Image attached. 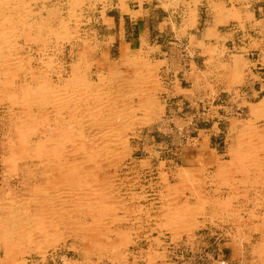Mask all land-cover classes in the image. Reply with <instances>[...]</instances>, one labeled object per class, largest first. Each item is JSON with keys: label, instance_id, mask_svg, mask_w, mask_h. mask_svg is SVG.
<instances>
[{"label": "rangeland", "instance_id": "obj_1", "mask_svg": "<svg viewBox=\"0 0 264 264\" xmlns=\"http://www.w3.org/2000/svg\"><path fill=\"white\" fill-rule=\"evenodd\" d=\"M0 18V264H264V0Z\"/></svg>", "mask_w": 264, "mask_h": 264}, {"label": "bare ground", "instance_id": "obj_2", "mask_svg": "<svg viewBox=\"0 0 264 264\" xmlns=\"http://www.w3.org/2000/svg\"><path fill=\"white\" fill-rule=\"evenodd\" d=\"M5 5H7V4H5ZM3 8H4V7H3ZM8 9H9V8H8ZM71 10H73V9H71ZM2 15H3V14H2ZM8 15H9V14H8ZM8 15H7V16H8ZM3 16H4V15H3ZM12 16H13V15H12ZM6 18H7V17H6ZM6 18H5V19H6ZM0 19H1V18H0ZM26 22H27V21H26ZM22 25H23V24H22ZM1 32H2V31H1ZM62 32H63V31H62ZM0 37H1V35H0ZM2 40H3V39H2ZM6 41H7V40H4V42H2V43L0 44V47H2L3 44L6 43ZM7 43H8V42H7ZM16 54H17V53H16ZM12 59H13V58H12ZM11 65H12V64H11ZM13 66H14V65H13ZM0 74H1V73H0ZM7 76H8V75H7ZM7 76H6V77H7ZM31 77H32V76H31ZM5 79H6V78H5ZM44 83H45V82H44ZM5 84H6V83H5ZM39 85H40V84H39ZM32 86H33V85H32ZM36 86H37V85H36ZM38 87H39V86H38ZM31 88H32V87H31ZM33 88H36V87H33ZM39 88H40V87H39ZM55 88H56V87H55ZM40 90H41V89H40ZM47 90H48V89H47ZM18 91H19V90H18ZM42 91H43V90H42ZM55 91H56V90H55ZM58 91H59V90H58ZM64 92H65V91H64ZM18 93H19V92H18ZM34 93H36V92H34ZM45 93H46V92H45ZM8 94H9V93H8ZM17 95H18V94H17ZM41 95H43V93H42ZM45 95H46V94H45ZM19 96H20V95H19ZM39 96H40V94H39ZM16 97H17V96H16ZM45 97H46V96H45ZM75 97H76V96H75ZM19 98H20V97H19ZM46 99H47V98H46ZM49 99H50V98H49ZM49 99H48V101H49ZM71 99H72V98H71ZM18 100H19V99H18ZM21 100H22V99H21ZM29 100H30V99H29ZM33 100H34V98H33ZM39 100H42V99H39ZM53 100H55V99H53ZM31 101H32V100H31ZM45 101H47V100H45ZM45 101H44V102H45ZM36 102H37V101H36ZM53 102H55V101H53ZM22 103H23V102H22ZM34 103H35V102H34ZM38 103H39V102H38ZM38 103H37V104H38ZM42 103H43V101H42ZM46 103H47V102H45V104H46ZM50 103H51V102H50ZM39 104H40V103H39ZM5 105H6V104H5ZM24 106H25V105H24ZM32 106H33V105H32ZM46 106H47V105H46ZM27 107H30V106H27ZM36 107H37V106H36ZM70 108H71V107H70ZM26 109H28V108H26ZM29 109H30V108H29ZM31 110H32V109H31ZM25 112H26V111H25ZM27 113H28V111H27ZM62 120H63V119H62ZM18 128H19V127H18ZM19 129H20V128H19ZM21 130H22V129H21ZM17 131H18V130H17ZM28 131H29V130H28ZM30 132H31V131H30ZM18 133H20V132H18ZM47 133H49V132L47 131ZM24 135H26V134H24ZM45 136H46V135H45ZM20 137H21V136H20ZM46 137H47V136H46ZM24 138H25V136H24ZM24 138H23V140H25ZM38 138H39V137H38ZM42 139H43V138H42ZM44 139H45V138H44ZM38 140H39V139H38ZM20 141H22V139H20ZM41 142H42V141H41ZM42 143H43V142H42ZM42 143H41V144H42ZM36 144H38V143H36ZM34 145H35V144H34ZM34 145H33V146H34ZM39 145H40V144H39ZM35 146H37V145H35ZM41 146H42V145H41ZM38 148H41V147H38ZM41 150H42V148H41ZM46 150H47V149H46ZM43 157H44V156H43ZM76 165H77V164H76ZM34 187H35V186H34ZM24 211H25V210H24ZM24 213H25V212H24Z\"/></svg>", "mask_w": 264, "mask_h": 264}, {"label": "built area", "instance_id": "obj_3", "mask_svg": "<svg viewBox=\"0 0 264 264\" xmlns=\"http://www.w3.org/2000/svg\"><path fill=\"white\" fill-rule=\"evenodd\" d=\"M215 264H226L225 260L224 259H220V258H217L215 261H214Z\"/></svg>", "mask_w": 264, "mask_h": 264}]
</instances>
